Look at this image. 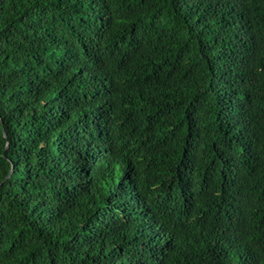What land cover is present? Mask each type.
<instances>
[{"label": "trees", "instance_id": "16d2710c", "mask_svg": "<svg viewBox=\"0 0 264 264\" xmlns=\"http://www.w3.org/2000/svg\"><path fill=\"white\" fill-rule=\"evenodd\" d=\"M0 264H264V0H0Z\"/></svg>", "mask_w": 264, "mask_h": 264}]
</instances>
